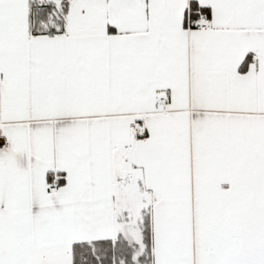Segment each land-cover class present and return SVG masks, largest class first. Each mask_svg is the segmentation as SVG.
<instances>
[{"label":"snow or ice","instance_id":"snow-or-ice-1","mask_svg":"<svg viewBox=\"0 0 264 264\" xmlns=\"http://www.w3.org/2000/svg\"><path fill=\"white\" fill-rule=\"evenodd\" d=\"M0 264H264V0H0Z\"/></svg>","mask_w":264,"mask_h":264}]
</instances>
